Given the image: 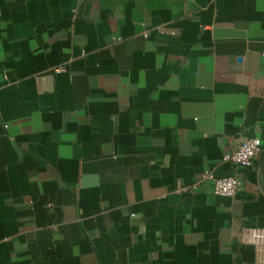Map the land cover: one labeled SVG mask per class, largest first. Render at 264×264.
I'll return each mask as SVG.
<instances>
[{
    "label": "crops",
    "instance_id": "crops-1",
    "mask_svg": "<svg viewBox=\"0 0 264 264\" xmlns=\"http://www.w3.org/2000/svg\"><path fill=\"white\" fill-rule=\"evenodd\" d=\"M257 136L241 167L222 160ZM237 176L234 196L191 185ZM264 0H0V264H264Z\"/></svg>",
    "mask_w": 264,
    "mask_h": 264
},
{
    "label": "built area",
    "instance_id": "built-area-1",
    "mask_svg": "<svg viewBox=\"0 0 264 264\" xmlns=\"http://www.w3.org/2000/svg\"><path fill=\"white\" fill-rule=\"evenodd\" d=\"M261 150V141L257 136L247 137L236 142V145L226 152L222 160L232 164L248 167L253 163ZM205 183L213 195L234 196L243 187V181L237 176L216 177L211 171L205 170L200 179L194 181L192 188ZM237 240L243 244H251L264 254V228L243 226L237 234Z\"/></svg>",
    "mask_w": 264,
    "mask_h": 264
}]
</instances>
